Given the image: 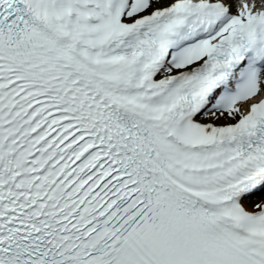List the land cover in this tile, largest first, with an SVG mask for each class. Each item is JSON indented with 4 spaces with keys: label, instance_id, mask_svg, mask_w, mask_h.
<instances>
[{
    "label": "snow or ice",
    "instance_id": "1",
    "mask_svg": "<svg viewBox=\"0 0 264 264\" xmlns=\"http://www.w3.org/2000/svg\"><path fill=\"white\" fill-rule=\"evenodd\" d=\"M0 264H264V0H0Z\"/></svg>",
    "mask_w": 264,
    "mask_h": 264
}]
</instances>
